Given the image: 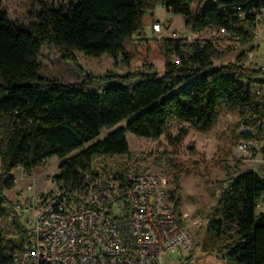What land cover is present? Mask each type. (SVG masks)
Listing matches in <instances>:
<instances>
[{
    "label": "trees",
    "instance_id": "16d2710c",
    "mask_svg": "<svg viewBox=\"0 0 264 264\" xmlns=\"http://www.w3.org/2000/svg\"><path fill=\"white\" fill-rule=\"evenodd\" d=\"M32 1L41 8L31 13L35 22L29 25L12 21L0 11V221L7 229L0 233V264H9L11 254L28 243L6 196L14 187L12 170L17 167L29 176L47 159L57 157L54 181L81 184L85 178L111 171L97 159L124 155L125 162L113 172L126 190L128 173L148 171L152 161L154 167L167 171L178 213L182 178L193 176L207 184L206 176L197 163L178 164L167 151L131 154L126 133L154 141L164 136L175 149L190 131L208 134L222 114H233L238 123L232 137L262 143L264 156V72L243 68L256 33L252 12L264 7L262 0H198L195 8V0H65L59 7ZM155 4L181 16L192 33L224 30L225 35L148 38L143 34V18ZM220 40L246 50L232 63L215 66L213 61L231 52L228 45L220 47ZM47 45L71 62L80 81L67 83L40 75L38 58ZM76 51L92 58L108 55L123 64L142 58L144 70L121 75L86 73ZM151 56L160 62L161 73L148 62ZM122 122L104 138L83 147L102 129ZM175 125L185 127L170 135ZM240 126L243 130L238 132ZM224 173V179L214 184L213 206L205 225L214 239V260L227 257L233 264H264V216L255 210L264 193V178L254 171L235 173L228 167ZM119 204L121 210L112 217V224L128 242L124 198ZM197 241L192 239L184 264H190Z\"/></svg>",
    "mask_w": 264,
    "mask_h": 264
},
{
    "label": "built area",
    "instance_id": "2783aa9c",
    "mask_svg": "<svg viewBox=\"0 0 264 264\" xmlns=\"http://www.w3.org/2000/svg\"><path fill=\"white\" fill-rule=\"evenodd\" d=\"M253 17L258 37L259 25L264 24V7L253 9ZM150 30L152 36L148 38L159 39L162 26L157 20L151 21ZM204 32L211 39L225 35L224 30ZM258 47L252 44L246 53L245 70L264 72V64L255 58ZM255 145L259 147L257 156L264 159L263 144L256 141L240 142L238 151L245 155ZM260 175L264 178V169ZM52 181L55 193L34 198L39 207L28 221L23 261L15 264H171L170 254L177 255L173 264H184L189 258L192 238L176 212L163 174L129 172L126 190L113 171L88 177V184ZM121 198L127 208L128 242L112 224V217L121 210ZM34 203L23 204V210L34 207ZM255 210L264 216V193L256 201Z\"/></svg>",
    "mask_w": 264,
    "mask_h": 264
},
{
    "label": "rangeland",
    "instance_id": "374dc122",
    "mask_svg": "<svg viewBox=\"0 0 264 264\" xmlns=\"http://www.w3.org/2000/svg\"><path fill=\"white\" fill-rule=\"evenodd\" d=\"M42 1L47 7H59L66 2L65 0ZM197 4L198 0H195L193 8H195ZM203 4L205 3L203 2ZM40 8L41 7L32 0H1L0 4V11L4 12L9 19L25 25L35 22L31 19V13L39 11ZM154 10L156 18L162 26V34L159 39L166 37H182L188 40L210 38V34L207 32L195 34L191 33V31H184L185 27L182 17L169 13L162 5L158 4L156 8L154 7ZM150 25L151 21L149 20L146 24H143L146 33L144 36H152ZM259 29L262 31V36L256 37L255 39L259 42L256 55L264 64V24H260ZM219 45L221 48L227 45L230 46L231 52L223 60L213 61L215 66L232 63L241 51L246 50V48L242 49L234 44L230 45L226 40H220ZM74 54L78 64L86 73L99 75L105 72H112L121 75L144 70V60L142 58H136L131 64H123L120 61L115 63L108 55L92 58L85 56L79 51H76ZM148 62L152 63L155 70L161 73V64L156 57H149ZM38 63L40 65V75L45 78L57 79L67 83L80 81L79 72L75 70L71 62L64 60L60 52L52 45L41 48ZM237 123L238 119L235 115L222 114L212 132L202 135L190 131L183 139L182 143L175 149L167 143L166 137L164 136L154 141L152 139L137 137L131 133L125 134L131 154L154 155L167 151L170 153L171 159L178 164L190 165L197 163L200 168V173L206 176L207 184L193 176L182 178L180 184L181 193L178 213L182 217L181 223L186 227L191 238L198 240V245L194 249L190 264H233L227 257L220 259L219 262L214 260V239L212 234L205 230V225L208 213L213 206L211 199V194L214 193L213 187L215 182L224 179V167L231 168L235 173L242 171L260 173V171L264 169V159L257 156L259 148L257 145L252 147L245 155L240 154L238 151V145L243 141L233 138L231 134ZM124 124L125 122H122L111 129H102L96 138L83 147L104 138L108 133ZM181 127H185V125H175L169 131V134H175ZM241 127L242 126L239 127L238 132L243 130V127ZM96 161H99L101 166L105 165L111 171H114L117 165H121L125 162V156H103ZM59 163L60 160L57 157H51L40 167L34 169L29 176L19 167L12 170V174L15 178L14 187L12 190L6 192V196L14 206V212L16 216L19 217L20 223L25 230L30 228L28 221L32 220L33 214L36 213L39 207V204H37L38 201L34 198L40 195L55 193L56 187L52 180L58 172L57 167ZM148 171L163 174L167 178L169 191L171 192V179L164 167H154L152 161H149ZM29 186L30 189L27 188ZM31 200L35 202L34 207L23 210L22 205ZM16 206H18V209ZM6 231L7 229L4 222L0 221V233H5ZM176 259V254H170L169 262L171 264H173Z\"/></svg>",
    "mask_w": 264,
    "mask_h": 264
},
{
    "label": "crops",
    "instance_id": "0c3cea01",
    "mask_svg": "<svg viewBox=\"0 0 264 264\" xmlns=\"http://www.w3.org/2000/svg\"><path fill=\"white\" fill-rule=\"evenodd\" d=\"M158 4H155L154 5V7L156 8V6H157ZM155 18V19H154ZM157 20V18H156V15H155V10L154 11H152V13H151V15H148V14H146L145 16H144V18H143V24H146V22H148V20L149 21H152V20ZM158 21V20H157ZM148 24V23H147ZM184 31H187V32H190L188 29H184ZM259 31H260V29H259ZM143 32L145 33V30H144V27H143ZM192 33V32H191ZM146 34V33H145ZM262 36V31H260V36H258V37H261ZM256 37H257V33L255 34V38H254V41H253V43L252 44H259V42L257 41V40H255L256 39ZM264 41V40H263ZM252 44H251V46H252ZM249 48H251V47H249ZM255 58H256V62H258V63H262L261 61H260V59H259V57L256 55V53H255Z\"/></svg>",
    "mask_w": 264,
    "mask_h": 264
},
{
    "label": "bare ground",
    "instance_id": "6f19581e",
    "mask_svg": "<svg viewBox=\"0 0 264 264\" xmlns=\"http://www.w3.org/2000/svg\"><path fill=\"white\" fill-rule=\"evenodd\" d=\"M256 33H257V25H256ZM81 184H88V178L83 179L81 181ZM23 257H24V250L17 251L15 253L11 254L9 264H15L16 262H22L23 261Z\"/></svg>",
    "mask_w": 264,
    "mask_h": 264
}]
</instances>
